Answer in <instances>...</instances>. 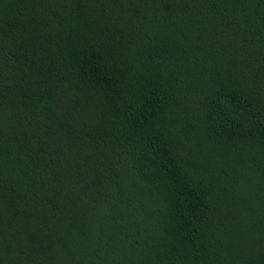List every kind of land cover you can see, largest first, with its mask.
Masks as SVG:
<instances>
[{"label":"trees","instance_id":"16d2710c","mask_svg":"<svg viewBox=\"0 0 264 264\" xmlns=\"http://www.w3.org/2000/svg\"><path fill=\"white\" fill-rule=\"evenodd\" d=\"M0 264H264V0H0Z\"/></svg>","mask_w":264,"mask_h":264}]
</instances>
